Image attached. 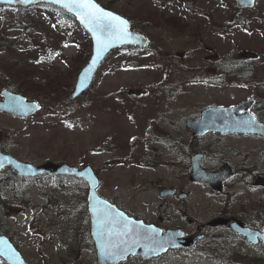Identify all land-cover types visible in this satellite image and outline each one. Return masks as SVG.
I'll list each match as a JSON object with an SVG mask.
<instances>
[{"label":"rangeland","instance_id":"rangeland-1","mask_svg":"<svg viewBox=\"0 0 264 264\" xmlns=\"http://www.w3.org/2000/svg\"><path fill=\"white\" fill-rule=\"evenodd\" d=\"M96 1L127 16L151 45L143 51L135 47L113 51L78 99L72 94L93 50L84 28L52 6L0 5V100L3 90L12 87L43 104V110L30 118L0 112V148L34 164L90 165L101 181L100 196L129 216L164 230L177 222L176 206L201 220H208L218 207L263 229V138L214 135V141L204 142L213 152L224 154L222 161L229 159L239 167L240 176L218 195L192 182L187 162L182 156L168 157L170 150L159 144L158 136L172 138L173 143L181 131L190 140L183 123L204 108L264 99V91L254 85L217 88L200 78L182 84L179 77L160 84L168 77L169 64L206 66L201 62L205 49L197 44L201 38L220 55L229 54L237 61L244 52L252 53L246 60L264 82V0L234 16L235 0ZM175 85L183 94L172 101ZM255 111L264 120V109ZM167 118L177 125V132L174 124L164 121ZM61 182L45 176L18 186V194H0V229L28 264H97V250L88 235L92 225L87 217V184L80 179ZM167 188L188 198H162L160 192ZM224 235L213 236L194 251H171L151 261L131 258L123 264H264L263 244L252 246ZM0 264L7 263L0 258Z\"/></svg>","mask_w":264,"mask_h":264},{"label":"water","instance_id":"water-1","mask_svg":"<svg viewBox=\"0 0 264 264\" xmlns=\"http://www.w3.org/2000/svg\"><path fill=\"white\" fill-rule=\"evenodd\" d=\"M66 0H0V4H7L12 6L29 7L33 4L48 3L53 4L67 13L76 17L78 22L91 35L93 41V52L88 65L80 72L78 81L72 94L73 99L82 96L91 86L93 79L98 72L101 64L106 59L107 55L115 48L130 45L146 46L148 44L147 38L138 31L130 30V22L123 16L106 9L94 2L104 10L114 13L121 18L128 21V31L131 34L123 42L120 40L112 41L110 46L97 55L96 38L90 31L89 26L86 25L74 11L64 7ZM255 0H237L238 8L253 7ZM95 61V63H93ZM2 95L4 100H0V111L9 113L22 118H28L42 109V105L36 101H29L27 97L21 94H15L9 90H3ZM253 102H247L234 108H218L211 107L203 111L202 117L197 120L188 121V126L194 136H204L209 132L221 133H242V134H262L264 135V125L258 123L254 116L249 112H242L243 109L249 107ZM205 154L200 153L193 156L191 166L190 179L194 182H204L210 185L213 189L220 191L224 183L234 177L232 168L228 163H224L218 170L209 171L203 168ZM10 167L14 173L21 177H35L45 173H53L56 175L73 176L84 179L89 185L88 193V209L91 216L92 236L97 250L98 264H120L126 261L129 256L140 255L143 259H151L159 257L167 253L169 249L177 247H192L196 241L203 236L196 237L195 240L189 238L183 239V234L178 231L169 230L163 233V230L155 225L145 224L143 221L135 220L129 217L123 210L109 200L104 199L98 193L100 180L91 166L78 168L67 164H60L55 162H47L41 165H34L27 162H22L12 155L0 152V170L3 167ZM171 193L170 190L165 189L161 192V197H167ZM182 200L187 198L186 194L180 196ZM104 214L115 218L118 223L115 225L117 230H123L127 224L132 232L130 235L123 237H113L112 243L119 244V249H108V237L105 234L112 225L102 227L101 220ZM118 214H122V217ZM229 220L219 219L211 225H226ZM232 228L245 236L251 244H258L260 242L264 245V228L263 230H254L248 228L245 223L241 221H234ZM181 238L182 240H178ZM109 251H115V255H110ZM0 257L8 264H28L20 251L11 242L9 237L2 235L0 232Z\"/></svg>","mask_w":264,"mask_h":264},{"label":"flooded vegetation","instance_id":"flooded-vegetation-1","mask_svg":"<svg viewBox=\"0 0 264 264\" xmlns=\"http://www.w3.org/2000/svg\"><path fill=\"white\" fill-rule=\"evenodd\" d=\"M237 11H233V16L236 15ZM241 12V11H238ZM213 24V22H210ZM222 23V22H219ZM215 26V23H214ZM199 37V36H198ZM197 39V38H196ZM199 47H202L203 50L205 51V60H202L201 62L203 64H206V66H201V65H188L186 64V61H179V64L176 65L175 63L167 65L168 69V77L165 78V83H168L169 80H172L174 77H179L182 80V84H185L186 82L190 80H194L197 78H200L199 81H207V82H215L218 80L221 76L225 77L228 81H233L236 76L235 72V65L234 62L230 59L229 54L227 55H220L214 47L210 46L207 44V42H204V38H201L198 43ZM201 50V54H202ZM202 57V56H201ZM180 84V85H182ZM177 86V90L175 91L174 97H178V95L182 94L181 91V86ZM179 86V87H178ZM177 95V96H175ZM198 118L197 116H191L186 119L185 125L187 123L188 119H196ZM170 120V119H169ZM173 121V120H171ZM200 152V151H198ZM177 158H179L178 155L174 154ZM216 168V167H213ZM218 168V167H217ZM216 168V169H217ZM235 172L238 174V177L240 176L239 171L237 167H234ZM0 175H2V178L0 179V194H7V188L10 189L11 191L18 193V187H10L8 186L7 182V175H11L12 177L15 176L11 173L10 168L4 167L0 170ZM15 179L20 182L23 181L24 178L17 177L15 176ZM172 192L173 197L179 198V195L183 192H179L175 188H167ZM224 193V191L220 192ZM224 203V201H223ZM222 205V204H220ZM177 215L176 217L177 222H174L172 225V230L184 233L183 238H189L193 240L197 236L203 234L204 238L200 239L197 241L196 246L186 250V251H194L198 248H201L208 240H214L213 236L215 237H220L226 234V232H231L232 228L230 226V223L227 225H220V226H212L211 223L213 220L216 219H229L233 221L236 218L235 214H233L231 211L228 213L223 212L224 210L219 209L218 207L214 212H212V216L210 215L206 220H201L199 218H192L190 215L185 213L181 208H177ZM175 220V219H173ZM206 220V221H205ZM169 229H166L167 231Z\"/></svg>","mask_w":264,"mask_h":264},{"label":"snow or ice","instance_id":"snow-or-ice-1","mask_svg":"<svg viewBox=\"0 0 264 264\" xmlns=\"http://www.w3.org/2000/svg\"><path fill=\"white\" fill-rule=\"evenodd\" d=\"M22 2H27V0H22ZM60 2V0H57ZM64 7L69 8L74 11L75 14L89 26L90 31L96 38L97 43V55L99 56L104 49L110 46L112 41L120 40L123 42L131 34L128 31V21L121 18L120 16L108 12L97 5L94 0H66ZM95 63V61H93ZM122 217V214H118ZM118 221L104 214V218L101 220L102 227L107 225H112L107 233H102L107 235L108 244L106 247L108 249H119V244L112 243V238L123 237L130 235L132 229L125 224L123 230H117L115 225ZM110 255H115V251H109Z\"/></svg>","mask_w":264,"mask_h":264},{"label":"trees","instance_id":"trees-1","mask_svg":"<svg viewBox=\"0 0 264 264\" xmlns=\"http://www.w3.org/2000/svg\"><path fill=\"white\" fill-rule=\"evenodd\" d=\"M59 14L60 15H64L65 17L69 18L68 16L65 15L64 12H61L59 11ZM1 45V48L3 46L2 43H0ZM236 80L239 82V83H247L248 81H252L253 83H255L256 85H260L259 82L255 79V71H254V67L250 65V62L249 61H245L243 62L242 64V69L237 71L236 73ZM13 92H16V93H19L18 90H16V88H10ZM263 106H264V101H263ZM201 146L197 143L195 144H190L187 149H186V152L190 153V152H196V151H200L201 150ZM189 160V159H188ZM187 160V161H188ZM155 159L151 160V162H154ZM67 179V180H70L72 181L73 178H64V177H56V180H58L59 182H61V184L63 185L64 184V180ZM252 264V263H251Z\"/></svg>","mask_w":264,"mask_h":264}]
</instances>
